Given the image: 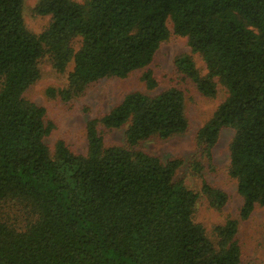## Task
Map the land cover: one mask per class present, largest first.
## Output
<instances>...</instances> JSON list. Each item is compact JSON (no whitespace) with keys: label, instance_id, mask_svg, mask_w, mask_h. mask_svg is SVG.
I'll use <instances>...</instances> for the list:
<instances>
[{"label":"trees","instance_id":"16d2710c","mask_svg":"<svg viewBox=\"0 0 264 264\" xmlns=\"http://www.w3.org/2000/svg\"><path fill=\"white\" fill-rule=\"evenodd\" d=\"M23 2L0 0V203L16 209L14 218L0 213V264H241L239 219L216 225L209 239L193 218L199 193L174 178L181 161L137 148L187 130L181 90L125 94L87 121L85 154L63 140L51 152L44 137L54 125L23 93L45 55L59 72L72 63L66 86L46 90L63 101L100 79L125 78L151 63L170 21L191 52L175 58L178 71L204 96L216 95V81L227 90L196 141L211 160L220 130H234L228 173L247 219L264 206V0H39L35 12L50 16L39 34L26 28ZM142 78L156 87L149 70ZM125 124L127 145L105 147L99 128ZM201 193L218 209L227 201L206 181Z\"/></svg>","mask_w":264,"mask_h":264},{"label":"rangeland","instance_id":"374dc122","mask_svg":"<svg viewBox=\"0 0 264 264\" xmlns=\"http://www.w3.org/2000/svg\"><path fill=\"white\" fill-rule=\"evenodd\" d=\"M38 1L24 0L22 6L25 26L34 34L42 32L50 22L49 15H39L35 12L34 8ZM74 1L83 2V0ZM168 27L170 36L156 50L151 63L133 71L125 78L100 79L90 84L83 94L69 101H63L59 97L48 96L46 90L49 87L66 86L67 75L72 69V63L70 62L63 72H59L51 66L48 56L45 55L38 64L40 77L23 93V96L44 107V121L53 123L54 128L49 135L44 137V142L51 152L54 151L56 142L63 140L73 153L85 154L87 151V121L108 112L122 100L125 94L141 91L154 95L171 87L181 90L185 99L187 130L164 139L152 136L141 142L137 148L158 156L164 163L174 159L180 160L181 165L176 171L175 180L181 181L189 189L199 193L193 213L195 222L200 223L209 239L215 241L214 227L224 224L229 218H238L236 239L241 249V264H264V206H256L247 219H240L239 211L243 199L237 191L236 180L228 173L229 144L234 130L230 127H223L220 130L217 142L211 149V160L202 154L196 141L198 130L227 97V90L216 81V95L214 97L204 96L188 77L178 71L175 58L181 54H191V52L187 38L175 34L170 21H168ZM73 45L77 49L80 39H74ZM192 57L197 68L204 74L206 68L203 60L197 54H192ZM147 70L157 82L153 89H147L142 78ZM126 128L127 124L113 129L100 127L104 146L127 145L125 142ZM196 165H199V170L195 168ZM203 181L227 194V201L221 208L211 206L207 196L201 193ZM2 205L0 203V213L9 212L10 217L14 218L13 212L16 209L4 208ZM0 217L5 216L0 214Z\"/></svg>","mask_w":264,"mask_h":264}]
</instances>
